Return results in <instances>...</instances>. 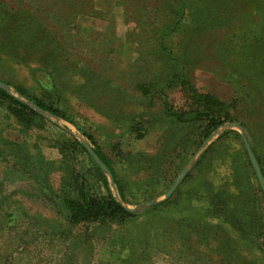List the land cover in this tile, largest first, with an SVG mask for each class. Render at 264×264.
Wrapping results in <instances>:
<instances>
[{
  "label": "rangeland",
  "instance_id": "374dc122",
  "mask_svg": "<svg viewBox=\"0 0 264 264\" xmlns=\"http://www.w3.org/2000/svg\"><path fill=\"white\" fill-rule=\"evenodd\" d=\"M185 1L226 22L164 30L178 0H0V84L45 119L22 134L0 108L1 137L21 149L19 164L0 161V264H264V186L243 139L264 178V0ZM163 46L183 78L163 71ZM154 78L163 90L139 97L136 82ZM207 94L231 120L195 149L173 114ZM135 115L152 120L143 137L126 128ZM90 150L112 160L124 200ZM71 175L130 215L68 222ZM224 185L226 217L211 207Z\"/></svg>",
  "mask_w": 264,
  "mask_h": 264
},
{
  "label": "trees",
  "instance_id": "16d2710c",
  "mask_svg": "<svg viewBox=\"0 0 264 264\" xmlns=\"http://www.w3.org/2000/svg\"><path fill=\"white\" fill-rule=\"evenodd\" d=\"M197 3L198 2H196V4ZM205 5L202 6L197 5L196 7H194L193 3L188 4L185 0H178V2L176 3L175 10L170 14L171 17L169 20V24L164 26V30H167L171 26H173L171 25V20L175 22L174 26H178L181 24H190L196 26L195 27L196 29H201L202 27H205L209 24L221 25L226 22L225 18L214 17V15H212L211 13V10H213L212 6L206 5L205 7ZM186 20L188 22H185ZM162 34H167V33H162ZM162 45L164 44L162 43ZM161 53L163 54V56H166L164 61L163 71H166L170 76L172 75L170 78L173 79L183 78L182 72L179 71L178 73L176 72L179 63L169 57L170 51H168L163 46L161 48ZM162 75L163 73H161V76ZM159 81L160 78H154L153 81H150L148 83L140 82L138 80L135 86L138 91L139 97L141 98L153 97V93L151 92V90L154 92V94H156L159 90L160 91L163 90V88L165 87V82L159 83ZM17 90L21 95L27 96L29 100H33L36 106L43 109H48L54 114L68 118L66 116V113L62 109H60L59 107H54L55 105L51 100L48 101L44 98H36L19 88ZM204 96L205 99H203V101L199 103L198 107L191 108L188 111H183V112L181 111L179 113L173 114L174 124L178 126V128L179 127L185 129L191 128L192 130L188 133L189 135H193L197 133L199 139L198 141H195V143H197L195 149L198 147L199 144H201V142L205 138H207L210 135V133L213 130L218 128L225 121L231 120V118L229 117L230 116L229 113L224 107H222L221 102H219L217 99H214L208 94ZM0 108H4L7 111V113L15 119V122L18 125V131L22 134L27 132L31 128L43 127L44 124L43 121L45 119L42 116V114L39 113L36 109H34L32 106L21 101L17 96H15L11 92H9V90H7L2 86H0ZM135 117L139 119L137 121L133 120V118ZM133 118H131L130 123H128V125L126 126L128 132L131 134L135 133L136 136L138 137L145 136V134H147L149 129L151 128L150 126V123L152 121L151 118L147 120H142L138 115H135ZM86 135L88 138H91L90 135L88 134ZM236 135L240 137L238 134ZM236 135L234 134V136ZM170 142L173 143L174 140L171 139ZM183 142L186 143L183 146V150L185 151L187 149L189 141L186 139ZM193 143L194 142H192L191 144ZM8 146L14 148H8ZM79 146L80 149L87 152L85 146L82 145ZM59 149L61 150L62 153H64L62 147H59ZM7 152L13 157L15 161L14 165L20 163L21 149L19 148V144H15L3 139L0 133V161L3 160V156ZM97 155L99 156L103 164L106 166L117 188L119 195L124 200L125 198L124 186L117 177L116 171L112 164V160L109 157L102 155L100 153H97ZM225 185L220 191L216 193L217 195L215 198H218V196L220 195L221 196L219 197V200L217 202L213 204L211 202L212 204L211 207L214 209L216 215L217 213H219L220 215L226 217V211H227L226 207L228 206V201L227 199L222 197V194L228 192ZM62 187H63V193H62L63 196L61 195L62 207L66 212V219L70 223L85 221L89 219H96V218L122 219L130 215L129 210L119 200H117L110 194L97 197L88 194L87 192L85 193L83 191V186L80 183H78L74 175L67 177V179L63 181ZM40 188L43 192L44 191L47 192L49 187L41 185ZM258 190L260 193L264 192L260 184L258 185ZM228 193L232 194L230 192ZM260 218L263 219L262 216ZM258 227L259 228L257 235L258 237L260 236V238L263 237L261 240L264 243V223L260 224Z\"/></svg>",
  "mask_w": 264,
  "mask_h": 264
},
{
  "label": "water",
  "instance_id": "95a60500",
  "mask_svg": "<svg viewBox=\"0 0 264 264\" xmlns=\"http://www.w3.org/2000/svg\"><path fill=\"white\" fill-rule=\"evenodd\" d=\"M0 86H2V85L0 84ZM2 87H3V86H2ZM4 88H5V87H4ZM243 139H244V141H245V145H246V147H247V152H248V155H249V157H250L251 163H252V165H253L254 168H255V171H256L257 177H258V179H259L261 185L264 186V178H263V176H262V174H261V171H260L259 166H258V164H257V160H256V158H255V156H254V153H253L252 149L249 147L248 143L246 142V139H245V138H243ZM90 152H91V154L93 155L94 159H95L97 162H99L103 168H105V169L107 170L106 166H105V165L99 160L98 156H97L93 151L90 150ZM107 171H108V170H107ZM108 173H109V172H108ZM109 175H110V174H109ZM178 182H179V178L175 181L174 185H173V186L170 188V190L166 193V198L169 197V196L171 195L172 191L175 189V187L177 186Z\"/></svg>",
  "mask_w": 264,
  "mask_h": 264
}]
</instances>
